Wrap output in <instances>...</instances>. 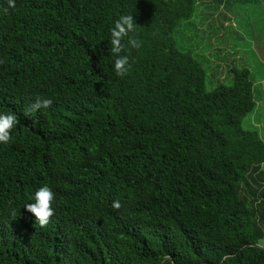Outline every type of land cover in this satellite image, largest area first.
I'll return each instance as SVG.
<instances>
[{"label": "trees", "instance_id": "obj_1", "mask_svg": "<svg viewBox=\"0 0 264 264\" xmlns=\"http://www.w3.org/2000/svg\"><path fill=\"white\" fill-rule=\"evenodd\" d=\"M197 1L0 0V114L19 121L0 143V264H264V140L244 128L256 83L243 69L204 88L173 37ZM121 15L142 43L124 77ZM38 96L51 107L26 116ZM45 185L40 227L24 205Z\"/></svg>", "mask_w": 264, "mask_h": 264}, {"label": "rangeland", "instance_id": "obj_2", "mask_svg": "<svg viewBox=\"0 0 264 264\" xmlns=\"http://www.w3.org/2000/svg\"><path fill=\"white\" fill-rule=\"evenodd\" d=\"M173 37L206 71L207 91L234 85L236 71L252 72L257 107L244 128L264 140V0H199Z\"/></svg>", "mask_w": 264, "mask_h": 264}, {"label": "clouds", "instance_id": "obj_3", "mask_svg": "<svg viewBox=\"0 0 264 264\" xmlns=\"http://www.w3.org/2000/svg\"><path fill=\"white\" fill-rule=\"evenodd\" d=\"M7 3L9 8H16L15 0H7ZM136 24L133 15H121L111 29V53L116 57L114 70L119 77H124L130 70L129 55H121V53L125 51L126 47L139 49L142 46V43L135 36L129 35L135 32ZM125 37H128L127 45L123 42ZM52 103L51 99L38 96L31 104L30 109L25 110V115L27 116L31 112L41 109H47L51 107ZM18 123L19 121L14 114H0V143L8 144L10 142L12 130ZM32 199L34 202L25 204L24 208L34 215L36 223L40 227L47 226L51 217L55 214V209L52 206L55 202L54 192L45 185L35 192ZM112 207L119 210L122 204L119 200H115L112 203ZM11 215L13 217L16 216L15 210L12 211Z\"/></svg>", "mask_w": 264, "mask_h": 264}, {"label": "water", "instance_id": "obj_4", "mask_svg": "<svg viewBox=\"0 0 264 264\" xmlns=\"http://www.w3.org/2000/svg\"><path fill=\"white\" fill-rule=\"evenodd\" d=\"M255 246H257V247H264V246H262V245H260V244H256Z\"/></svg>", "mask_w": 264, "mask_h": 264}]
</instances>
